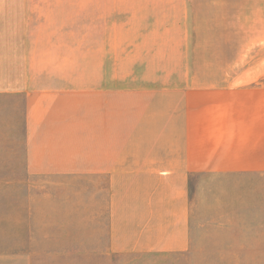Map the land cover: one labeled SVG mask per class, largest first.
I'll list each match as a JSON object with an SVG mask.
<instances>
[{
    "label": "crops",
    "instance_id": "0c3cea01",
    "mask_svg": "<svg viewBox=\"0 0 264 264\" xmlns=\"http://www.w3.org/2000/svg\"><path fill=\"white\" fill-rule=\"evenodd\" d=\"M223 4L231 20L255 22L240 52L261 43L264 0ZM39 32L30 0H0V96L20 102V163L26 176L68 180L74 195L104 205L110 252H184L190 175H264L262 59L238 61L245 67L230 75L140 87L137 78L71 75L70 52L63 72L46 70L56 56ZM25 255L5 248L0 264Z\"/></svg>",
    "mask_w": 264,
    "mask_h": 264
},
{
    "label": "rangeland",
    "instance_id": "374dc122",
    "mask_svg": "<svg viewBox=\"0 0 264 264\" xmlns=\"http://www.w3.org/2000/svg\"><path fill=\"white\" fill-rule=\"evenodd\" d=\"M224 1L30 0V27L43 30L56 56L46 70L63 72L70 52L71 75L164 88L173 86L167 79L230 75L241 61L264 62V30L261 43L240 52L255 22L231 20ZM19 104L0 96V252L27 254L13 264H264V175H190L188 250L115 254L104 205L74 195L68 180L24 174L13 123Z\"/></svg>",
    "mask_w": 264,
    "mask_h": 264
}]
</instances>
